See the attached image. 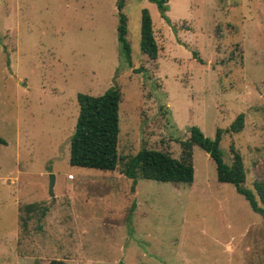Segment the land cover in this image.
<instances>
[{"label":"rangeland","instance_id":"1","mask_svg":"<svg viewBox=\"0 0 264 264\" xmlns=\"http://www.w3.org/2000/svg\"><path fill=\"white\" fill-rule=\"evenodd\" d=\"M165 4L125 0L126 60L117 0H0V264H264V219L200 147L191 184L132 187L122 172L143 147L179 158L191 126L213 138L243 113L219 148L228 165L231 144L241 154L245 187L264 178V0ZM144 8L156 59L140 47ZM113 85L116 169L72 166L77 95Z\"/></svg>","mask_w":264,"mask_h":264},{"label":"trees","instance_id":"2","mask_svg":"<svg viewBox=\"0 0 264 264\" xmlns=\"http://www.w3.org/2000/svg\"><path fill=\"white\" fill-rule=\"evenodd\" d=\"M158 4L161 14L166 11V0H151ZM125 0H117L119 23L118 40L126 60L130 59V44L127 38V18L123 13ZM140 47L151 59H156L159 47L153 30L152 19L148 9L141 11ZM122 91L113 85L103 94L93 96L85 93L77 95L79 112L75 130L70 140L69 162L72 166L94 168L102 171H114L118 165V134L120 131L119 106ZM244 127V114H238L231 124L225 128H217L213 138L206 137L201 129L193 125L189 128V137L180 142L181 155L172 156L168 151L141 148L129 157L122 172L133 180L138 178L160 182H177L191 184L194 179L193 145L207 152L215 163L216 177L219 182L231 183L236 191L249 203L250 207L264 219V178L253 183V189L245 187L246 171L241 154L230 145L232 162L226 164L219 148L224 133H238ZM0 143L5 140L0 137ZM259 199H257V197ZM260 202V204H259ZM34 208L33 204L25 206ZM118 264H123L119 262Z\"/></svg>","mask_w":264,"mask_h":264},{"label":"water","instance_id":"3","mask_svg":"<svg viewBox=\"0 0 264 264\" xmlns=\"http://www.w3.org/2000/svg\"><path fill=\"white\" fill-rule=\"evenodd\" d=\"M54 182H55V176L53 174H50L49 175V193L51 195L53 194Z\"/></svg>","mask_w":264,"mask_h":264},{"label":"crops","instance_id":"4","mask_svg":"<svg viewBox=\"0 0 264 264\" xmlns=\"http://www.w3.org/2000/svg\"><path fill=\"white\" fill-rule=\"evenodd\" d=\"M194 180V179H193Z\"/></svg>","mask_w":264,"mask_h":264}]
</instances>
